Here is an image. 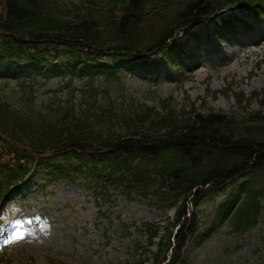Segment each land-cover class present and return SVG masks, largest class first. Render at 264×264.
I'll use <instances>...</instances> for the list:
<instances>
[{"label": "trees", "instance_id": "trees-1", "mask_svg": "<svg viewBox=\"0 0 264 264\" xmlns=\"http://www.w3.org/2000/svg\"><path fill=\"white\" fill-rule=\"evenodd\" d=\"M50 1H4L0 14L5 18L0 21V27L5 29L0 36V66L8 77L22 74L13 57L33 56L35 47L50 40L70 37L74 44L89 45L97 53L130 58L157 45L173 26L200 21L224 4L243 0H85L78 16L65 21L52 15ZM161 4L172 8H166L162 15ZM156 15L160 17L154 19ZM14 33L25 38L18 40ZM4 57L9 58L8 63L2 61ZM101 105H93L83 114L57 115L53 108L47 113L31 112L18 103L0 100V141L7 135L24 144L27 149L18 159L25 158L30 168L28 151L33 159L41 161L48 152L57 155L66 150L67 156L74 157L76 172L104 171L115 175L114 179H122L129 192L145 194L154 189L157 195L179 204L173 222L179 227L167 264L181 262L182 249L198 224L193 213L186 216V204L222 191L237 178H246L248 184L230 220L233 231L244 232L262 219L264 115L246 111L202 114L194 107L177 114L150 109L153 114L130 116L127 132L121 133L116 125L129 116L113 118L107 106ZM52 113L51 120H44ZM8 155H12L9 144L0 142V156ZM44 158L53 161L51 155ZM0 166L5 172L0 177L2 186L17 180L24 170L18 165L16 169ZM54 172L62 173L59 167ZM170 234L171 231L161 238L156 261L165 259L171 246Z\"/></svg>", "mask_w": 264, "mask_h": 264}, {"label": "rangeland", "instance_id": "rangeland-1", "mask_svg": "<svg viewBox=\"0 0 264 264\" xmlns=\"http://www.w3.org/2000/svg\"><path fill=\"white\" fill-rule=\"evenodd\" d=\"M248 20L253 23L251 28H241L229 39L220 38L217 45L207 42L204 50L194 40L185 42L183 49L188 57L184 61L188 64H183L186 79L181 84L176 68L165 60L158 59L149 71L142 65L135 67L134 92L139 101L157 107V99L166 97L179 110L188 97L201 112L233 113L247 108L264 114L259 100L264 93V22L260 26L252 18ZM3 87V94L11 93L9 87ZM242 96L244 100L239 103L237 99ZM32 186L34 201L29 200L32 206L23 211L26 217L16 228L26 230V235L8 243V254L15 264H126L134 255L132 240L139 236L136 228L141 222L164 224L174 211L122 195L99 204L91 188L74 183L53 181L43 187L35 179ZM232 192L233 188L198 206L202 232L215 225L216 204ZM138 238L145 245L144 238ZM263 251L264 216L244 233H233L223 222L202 236L195 235L183 257L184 264H259Z\"/></svg>", "mask_w": 264, "mask_h": 264}, {"label": "snow or ice", "instance_id": "snow-or-ice-1", "mask_svg": "<svg viewBox=\"0 0 264 264\" xmlns=\"http://www.w3.org/2000/svg\"><path fill=\"white\" fill-rule=\"evenodd\" d=\"M0 232H2V226H0ZM25 235H26V230L13 229L12 232L9 234V237L3 240V243L8 244V243L13 242L14 240L23 239Z\"/></svg>", "mask_w": 264, "mask_h": 264}]
</instances>
